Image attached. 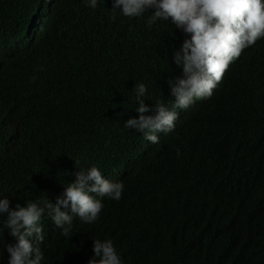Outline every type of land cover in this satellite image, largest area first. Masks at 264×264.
Instances as JSON below:
<instances>
[{"label":"trees","instance_id":"1","mask_svg":"<svg viewBox=\"0 0 264 264\" xmlns=\"http://www.w3.org/2000/svg\"><path fill=\"white\" fill-rule=\"evenodd\" d=\"M34 1L0 0V195L13 208L55 203L77 166L124 183L97 222L74 218L69 237L44 218L42 264H87L96 238L123 264H264V38L151 147L124 127L139 118L132 90L145 83L149 107L174 101L167 81L182 75L172 55L185 35L165 21L149 29L150 13L113 21L112 0L95 11L44 0L27 40ZM13 242L0 232V264Z\"/></svg>","mask_w":264,"mask_h":264},{"label":"clouds","instance_id":"2","mask_svg":"<svg viewBox=\"0 0 264 264\" xmlns=\"http://www.w3.org/2000/svg\"><path fill=\"white\" fill-rule=\"evenodd\" d=\"M43 1L35 0L31 4L33 12L24 25L27 40L28 36L37 32L41 23ZM82 2L95 11L105 0ZM110 11L113 21L118 15L134 19L150 13L146 20L149 29L158 21H165L185 35L182 45L172 55L182 75L167 81L170 90L166 96L171 95L174 101L165 103L164 100H157L153 103L154 107H149L146 104L148 88L145 83H135L132 90L139 118H126L124 127L133 130L138 143L142 139L144 144L146 141L152 143L151 147L159 143V138L163 139L166 134L175 131L176 121L185 109L213 95L228 67L243 57L244 49L264 38V0H112ZM32 82H35V77ZM149 112L154 114L147 115ZM237 145L234 143L227 152L230 160L241 149V144ZM176 155L180 157L179 149ZM75 164L77 166L78 161ZM257 165L260 169V159ZM224 166L222 171L227 170L229 164ZM77 168L79 170L73 173L74 182L64 185V191L55 203L37 199L27 201L26 206L17 203L13 208L11 200L0 195V218H3L0 232L7 229L14 238L13 243L2 245L8 253V264H42L45 255L40 247L44 241L41 221L44 218L52 221L62 236L69 237L74 218L93 224L100 218L105 199H122V181L107 179L97 166ZM92 241L94 255L87 264H123L111 239L96 238Z\"/></svg>","mask_w":264,"mask_h":264},{"label":"bare ground","instance_id":"3","mask_svg":"<svg viewBox=\"0 0 264 264\" xmlns=\"http://www.w3.org/2000/svg\"><path fill=\"white\" fill-rule=\"evenodd\" d=\"M244 167H245V165H241V163L237 164V168H244Z\"/></svg>","mask_w":264,"mask_h":264}]
</instances>
